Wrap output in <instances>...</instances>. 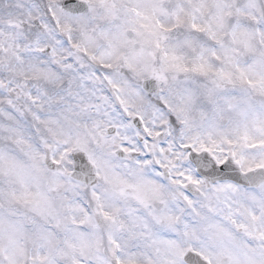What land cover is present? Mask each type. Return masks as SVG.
<instances>
[{
	"label": "snow or ice",
	"instance_id": "snow-or-ice-1",
	"mask_svg": "<svg viewBox=\"0 0 264 264\" xmlns=\"http://www.w3.org/2000/svg\"><path fill=\"white\" fill-rule=\"evenodd\" d=\"M0 264H264V0H0Z\"/></svg>",
	"mask_w": 264,
	"mask_h": 264
}]
</instances>
